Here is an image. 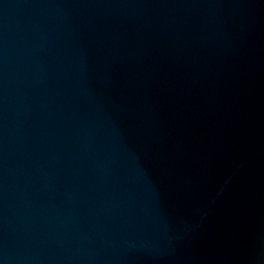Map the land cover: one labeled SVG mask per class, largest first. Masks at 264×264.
Here are the masks:
<instances>
[{"label":"water","instance_id":"water-1","mask_svg":"<svg viewBox=\"0 0 264 264\" xmlns=\"http://www.w3.org/2000/svg\"><path fill=\"white\" fill-rule=\"evenodd\" d=\"M0 264H264V0H0Z\"/></svg>","mask_w":264,"mask_h":264}]
</instances>
